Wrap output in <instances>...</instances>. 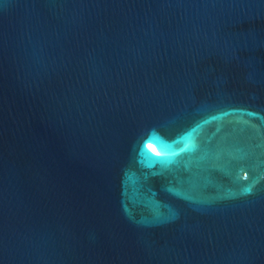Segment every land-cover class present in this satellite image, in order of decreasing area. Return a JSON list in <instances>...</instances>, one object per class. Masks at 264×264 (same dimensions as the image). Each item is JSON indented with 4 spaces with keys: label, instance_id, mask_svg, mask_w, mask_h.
<instances>
[{
    "label": "water",
    "instance_id": "95a60500",
    "mask_svg": "<svg viewBox=\"0 0 264 264\" xmlns=\"http://www.w3.org/2000/svg\"><path fill=\"white\" fill-rule=\"evenodd\" d=\"M0 264H264V0H0Z\"/></svg>",
    "mask_w": 264,
    "mask_h": 264
}]
</instances>
